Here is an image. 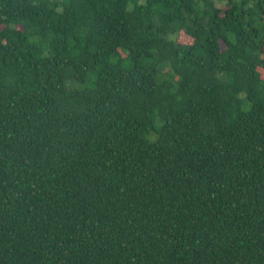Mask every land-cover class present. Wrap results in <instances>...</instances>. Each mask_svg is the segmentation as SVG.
I'll use <instances>...</instances> for the list:
<instances>
[{"label": "trees", "instance_id": "obj_1", "mask_svg": "<svg viewBox=\"0 0 264 264\" xmlns=\"http://www.w3.org/2000/svg\"><path fill=\"white\" fill-rule=\"evenodd\" d=\"M0 264H264V0H0Z\"/></svg>", "mask_w": 264, "mask_h": 264}, {"label": "rangeland", "instance_id": "obj_2", "mask_svg": "<svg viewBox=\"0 0 264 264\" xmlns=\"http://www.w3.org/2000/svg\"><path fill=\"white\" fill-rule=\"evenodd\" d=\"M218 6H221L222 3L220 1L216 2Z\"/></svg>", "mask_w": 264, "mask_h": 264}]
</instances>
